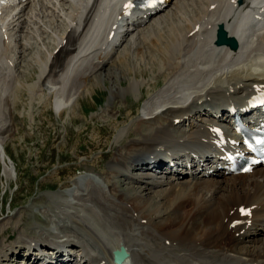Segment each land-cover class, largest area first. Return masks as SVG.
<instances>
[{
    "label": "bare ground",
    "instance_id": "obj_1",
    "mask_svg": "<svg viewBox=\"0 0 264 264\" xmlns=\"http://www.w3.org/2000/svg\"><path fill=\"white\" fill-rule=\"evenodd\" d=\"M237 1H197L199 13L179 24L177 41L173 44L175 34L168 41L172 48L166 46L169 31L162 28L167 13L126 15L117 0L0 4V157L6 156L2 135L9 131L2 117L9 115L7 105L13 103L10 93L17 82L13 48L26 47V40L15 43L17 32L33 35L39 27L46 32L41 27L44 15L48 22L59 20L56 26L63 32H51L57 50L48 51L37 85L41 94L53 96L58 113L73 109L88 81L99 79L98 73L93 75L96 71L111 65L123 70L135 49L141 59L151 49L167 59L157 67L165 73V84L146 98L130 124L118 130L116 138L124 136L127 143L115 150L105 177L77 176L61 192L66 198L57 211L51 206L43 211L52 229L37 230L30 240L20 238L10 254L19 255L14 251L25 244L19 249L28 251L27 262L32 263L38 254L30 249L36 245L48 253L56 249L58 256L62 246L79 248L80 255L70 254L68 264H264V167L225 175L196 163L202 156L214 157V144L232 138L229 123L215 115L231 105L242 110L264 94V0ZM219 23L237 39L236 50L214 44ZM140 26L136 38L132 30ZM142 83L135 78L127 88L141 89ZM180 154L194 158L197 167L162 171L167 157ZM6 163L4 168L12 171V164ZM157 168L156 174L150 173ZM117 177L138 186L122 188ZM116 249L128 257L115 261Z\"/></svg>",
    "mask_w": 264,
    "mask_h": 264
},
{
    "label": "rangeland",
    "instance_id": "obj_2",
    "mask_svg": "<svg viewBox=\"0 0 264 264\" xmlns=\"http://www.w3.org/2000/svg\"><path fill=\"white\" fill-rule=\"evenodd\" d=\"M177 1L169 2L162 12L168 14L162 17V28L165 33L169 31L165 34L169 48H172V44L168 43L171 35L175 34L174 44L182 32L179 26L185 23L184 19L190 20L200 11L199 0H182L183 3L179 0V8L174 6ZM44 16L42 19L45 22L41 27L47 29L46 32L41 31L40 27L32 31L33 35L17 32L19 35L15 43L26 40V47L22 49L17 44L13 48L17 82L14 90H10L13 103L7 105L9 115L2 117V120H8L9 131L7 135H2L6 136L3 141L6 156L0 157L1 264H19L23 261L19 259L24 254L20 249L25 244L14 251H20L19 255L10 254L20 238L30 240L32 237L29 236L35 235L37 230L52 229L51 222L48 219L45 221L43 211L47 206L57 211L56 207L66 198L60 195L61 192L70 187L77 176L94 173L105 177L115 150L127 143L124 136L116 138L118 130L130 124L141 112L146 98L165 84V73L157 68L159 64L167 62L164 53L160 55L159 51L151 49V52L145 51L141 59V54L135 49L123 70L111 65L96 71L93 75L98 73L96 76L99 79L93 84L88 81L73 109H63L58 113L53 96H45L41 94L44 92L39 91L41 87L37 85V76L48 51L55 50L51 32L61 34L63 30L56 26L59 20L48 22L49 17ZM140 29L136 28L131 33L137 38L136 32ZM168 61L169 65L174 63L171 59ZM134 69L137 70L136 75ZM134 77L143 81L141 89L128 90V82ZM5 161L12 164V171L6 166L4 168ZM114 179L122 184V188L138 186L123 177Z\"/></svg>",
    "mask_w": 264,
    "mask_h": 264
},
{
    "label": "water",
    "instance_id": "obj_3",
    "mask_svg": "<svg viewBox=\"0 0 264 264\" xmlns=\"http://www.w3.org/2000/svg\"><path fill=\"white\" fill-rule=\"evenodd\" d=\"M218 38L216 40V44H221V43H225L228 44L231 48L235 49L237 47V41L235 40V38L233 37H227L226 31L223 28V25H219L218 28ZM127 254L119 251H115L114 252V259L116 261H121L124 256H126Z\"/></svg>",
    "mask_w": 264,
    "mask_h": 264
}]
</instances>
